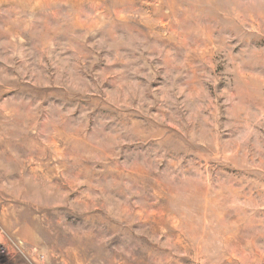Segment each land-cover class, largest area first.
I'll use <instances>...</instances> for the list:
<instances>
[{
	"label": "rangeland",
	"instance_id": "374dc122",
	"mask_svg": "<svg viewBox=\"0 0 264 264\" xmlns=\"http://www.w3.org/2000/svg\"><path fill=\"white\" fill-rule=\"evenodd\" d=\"M0 233V264H264V0H0Z\"/></svg>",
	"mask_w": 264,
	"mask_h": 264
},
{
	"label": "built area",
	"instance_id": "2783aa9c",
	"mask_svg": "<svg viewBox=\"0 0 264 264\" xmlns=\"http://www.w3.org/2000/svg\"><path fill=\"white\" fill-rule=\"evenodd\" d=\"M0 236H1V233H0ZM6 240H7L6 237H5V241H4L3 236L0 238V258H4V256L9 255V249L7 248ZM6 249H8V251H6ZM18 250H19L18 247L15 248V251H16L15 253L18 254Z\"/></svg>",
	"mask_w": 264,
	"mask_h": 264
}]
</instances>
